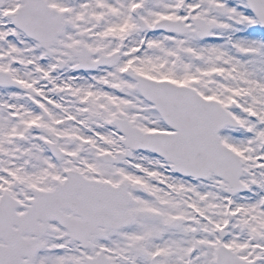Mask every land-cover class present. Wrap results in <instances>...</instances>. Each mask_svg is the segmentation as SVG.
<instances>
[{
	"label": "snow or ice",
	"instance_id": "1",
	"mask_svg": "<svg viewBox=\"0 0 264 264\" xmlns=\"http://www.w3.org/2000/svg\"><path fill=\"white\" fill-rule=\"evenodd\" d=\"M0 264H264V0H0Z\"/></svg>",
	"mask_w": 264,
	"mask_h": 264
}]
</instances>
